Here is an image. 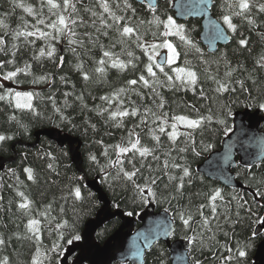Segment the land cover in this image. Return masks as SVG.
<instances>
[{
    "label": "trees",
    "instance_id": "16d2710c",
    "mask_svg": "<svg viewBox=\"0 0 264 264\" xmlns=\"http://www.w3.org/2000/svg\"><path fill=\"white\" fill-rule=\"evenodd\" d=\"M93 0H84V7L89 6ZM175 0H158L157 15L160 19H166L167 16L174 18L173 5ZM18 3H23L25 7L31 6L38 10L40 0H0V21L7 25V28L0 27V35L5 31L9 33L5 37L6 42L11 46L13 42L12 34L17 30H24L25 22H27V30H33L31 25L36 24L37 19L41 17H33L24 8L16 6ZM133 6L137 9V16L133 18V24L139 27L142 39L146 44L150 45L151 41L160 42L169 39L176 46V51L179 52V63L177 67H185V61L189 67H193L197 71L199 80L197 91L194 93L191 90H169L167 87H161L158 91L163 95L166 104L163 112H166L171 122L173 116L184 115L189 118H196L197 113L202 115H213V123L207 126V129L201 133L197 131V139L203 137L206 141L210 140L214 148L210 152H205L199 157H188V163L196 174L198 168L205 160L214 152L221 150L224 140L233 132L234 116L241 111L250 110L252 112L262 111L258 104L264 102V72L254 73L255 83L252 80H247V72L241 73L237 71L231 78L244 79L247 91L241 90L239 84L232 83V87L236 88L235 92H227L217 94L214 89L216 85L213 81L207 78L205 67L209 73L216 74L218 78H223L226 71L224 63H211L209 66L204 65L199 58V54L194 51H189L188 46L178 37L170 38L162 35L164 28L161 25L156 27L148 23L140 24V20H150L148 5H140L133 0ZM224 0H215L212 10L213 16L222 24L221 17L225 14ZM46 11V10H45ZM87 19V15L81 13ZM264 18V17H260ZM233 22L237 24V32L230 33L231 41L226 46H220L215 53H210L206 47L200 42V35L203 31L202 22L193 20L188 23L177 22L183 24L185 35L192 39L196 46L199 47L205 54V57L212 61H219L223 57L230 62L232 67L243 65L244 68L251 70L254 60L261 53H264V39H261L256 32H250L249 26L245 21L234 18ZM223 25V24H222ZM43 28V25H37ZM85 31H93L91 28H78V33ZM243 36L249 40L248 48H241L238 40ZM110 36L115 38L114 34ZM32 39V38H29ZM19 45V50L15 57L11 55L5 56L0 54V61L14 60L13 64L5 63L4 69H0V93L6 89L12 92H32L39 95L33 96L32 105L39 115L26 109L15 108V97H12V104L9 105L5 101H0V134L12 136L11 140L0 146V160L11 158L15 159L14 163L6 165L5 170L0 172V235L6 241V247L0 248V259L4 256L9 257V264H32L35 257L36 245L27 239H17L16 236H24L26 232L25 225L28 222V217L23 216L17 209L20 198L17 196V191H23L26 196L33 202V215L41 220L42 241L41 251L50 249L53 244H59L60 250L58 255L45 260L44 264H62L65 258L67 249L76 242L81 241L87 223L95 219L102 209V204L98 196L87 187V181L99 179V183L103 191L108 195L112 203L114 211H122L126 216L138 218L140 214L150 205L142 204L137 196L131 182L122 179H114L116 174L115 168H110L108 165L112 160H115L116 153L113 151V146L120 144L127 136L129 130L133 129L135 124L139 122V118L128 117L123 120V127H115V123L120 119H109L108 112H102V109L109 107L108 103L100 99L101 96L114 93L120 88L126 89L122 94L125 107H139L143 111L145 106H152V98L150 95H144L143 99L136 95L131 89H136L142 93H149L150 89H143L140 85L129 86L127 81L136 79L143 73L144 66L148 63V57L137 48L135 43L124 46L116 44L112 51L117 54L120 60L129 64L127 70L119 71L114 68H109L107 74L102 79H97L99 74L94 73V69L98 66V61L103 52L97 45L89 44L85 38L86 51L77 48V53L74 54L69 50L67 42L61 40L55 44L56 53L50 59L45 55L39 59H33V56H39V50L44 49L45 53L49 50L48 41H35L34 45L25 43L21 37L15 41ZM112 41L107 37H101L100 43L107 48ZM127 51L132 52V56H128ZM63 57L64 63L59 65V57ZM31 64V75L20 73L14 80H3L2 76L7 71H13L17 67H24L25 64ZM83 63L84 70L92 73V79L84 81L81 71L77 69V64ZM135 65V67H133ZM167 70V69H166ZM161 81L165 79L158 69L154 68ZM167 72V71H166ZM169 75L175 76L173 71H169ZM40 76H49L47 82L40 81L33 83L34 79L38 80ZM63 77V80H61ZM199 88L204 89V94L208 97L203 99L199 94ZM67 93V95H65ZM131 102H135L133 105ZM227 105L230 110V115L226 114L222 106ZM196 108V112L192 107ZM120 107V101L113 99L109 107L110 111H116ZM59 109V111H57ZM211 109V112H209ZM153 111H157L153 107ZM157 114L159 112L157 111ZM16 116L17 120H12L10 117ZM219 120H225V124H220ZM19 121V123H17ZM23 124L27 131L20 127ZM93 125L95 127L93 128ZM228 127L230 132L225 133L224 129ZM57 129L64 135L72 136L82 143L81 154L83 157V171L80 173L76 166L72 163L71 154L68 147L60 148L56 143L47 138H41L40 143L35 148L17 146L13 150V146L18 143L34 145L37 143L35 135L42 130ZM143 129V131H141ZM137 132H141L142 143L149 146L154 144L151 137L146 135L147 128L141 125L136 128ZM182 131H189L184 129ZM183 139V137H181ZM162 150H167L168 141L166 137H161ZM108 156H105V152ZM131 155V153H129ZM95 156L96 162H93L90 157ZM52 167L49 168L48 165ZM126 167L127 161H125ZM139 166V164L137 165ZM32 168L37 180L36 183L27 179L25 169ZM236 179L244 186L243 190L228 189L220 185L218 182L210 180L204 176V181L199 180L186 188V195L179 201H172L171 204L162 201L161 203H152L157 207L158 211H167L170 213L176 223L175 240L186 241L185 236L187 230L183 228L181 222L175 217V210L183 209L189 206L191 200V210L195 214L196 206L200 203H207V194L210 189L221 188L226 200H230L233 195L243 196L244 199L252 202L256 188L264 185H257V181L264 179V163L259 166H254L250 170L237 164L233 170ZM199 173V172H198ZM145 176L148 173L145 171ZM200 174V173H199ZM106 177V178H105ZM166 179V178H165ZM137 183H143V178L137 177ZM75 187H80L82 194L86 197L84 201L75 199ZM255 200L264 204V198L255 197ZM51 204V216L49 220H45L39 216V212L44 211L45 207ZM255 207V206H254ZM62 209V211H61ZM221 209H218L220 212ZM239 211V217L235 213ZM256 216L249 217L242 209L232 203L229 210L230 217L234 224L225 223V216L218 215L215 224H218L224 231L228 232L231 237L227 240L223 231L218 232L216 239L220 242V246L225 243L233 248L252 242V246L246 248L248 253L246 264H254V258L258 247L264 241V233L261 236H256V229L259 224L254 221L257 218H264V208L255 209ZM128 212H132L129 216ZM209 214V210L205 209V215ZM63 220L68 221V226L57 228L56 225ZM200 217L195 216L193 227H198L196 221ZM5 225L7 227H5ZM121 227V221L116 219L100 230L97 235V241L103 245L116 231ZM187 232V235H191ZM74 236H79L80 239H74ZM71 240V243L68 241ZM214 243V242H213ZM215 252L208 251L207 247L202 251L199 247L193 248L190 246L191 261L200 259L203 264H220L219 260H212V254ZM51 255V254H49ZM223 255H229L224 252ZM73 261V260H72ZM146 264H171L169 249L165 244H156L152 250L146 255ZM234 264V262H233Z\"/></svg>",
    "mask_w": 264,
    "mask_h": 264
},
{
    "label": "snow or ice",
    "instance_id": "6c2138e0",
    "mask_svg": "<svg viewBox=\"0 0 264 264\" xmlns=\"http://www.w3.org/2000/svg\"><path fill=\"white\" fill-rule=\"evenodd\" d=\"M225 2V14L221 17L223 28L217 26L216 38L228 39L226 33L231 32L235 34L237 32V24L233 22L234 18L245 21L249 26L250 32H256L261 39H264V0H224ZM16 6L24 8L26 12L35 17H41L37 19L36 24L31 25L33 30H27L28 25L25 22L24 30L15 31L12 36V43L9 48L5 37L9 35L8 32H4L0 35V54L5 56H16L19 50V45L15 42L21 37L24 38L25 43L34 45L37 39L48 41L49 50L45 53L44 49L39 50V56H33V59H39L47 55L48 58H52L56 53L55 44L61 40L67 42L69 50L74 54L77 53V48L84 49L86 51L85 38L89 44L97 45L101 48L103 56L96 61L97 67L93 70L94 73L99 74L97 79H102L109 68H114L119 71L127 70L129 64H132L131 60L127 62L120 60L117 54L112 51V48L116 44L122 46L135 43L137 48H140L142 52L148 57V63L144 66V71L138 78L127 81L129 86L140 85L143 89H150L149 93H142L131 89L136 95L143 99L144 95H150L152 100V106L159 112L153 111V107L145 106L143 111L139 107H125L124 101L121 98L122 94L126 92V89L120 88L114 93L101 96L100 99L108 103L109 107L113 99L120 101V107L116 111H110L109 107L102 109V112L109 113V119L115 120L116 117L120 119L115 123V127H123L124 118L133 117L139 118V122L135 124L134 128L129 130L126 138L117 145L113 146V151L116 153L115 160H112L108 167L115 168L116 174L114 179H122L127 182H131L133 188L139 197L142 204L161 203L162 201L171 204L172 201H179L186 195V188H189L194 181L199 180L201 183L204 181V176L198 172L194 174L191 165L188 163V157H199L205 152H210L214 145L210 140H205L201 137L197 139V131L203 133L208 125L213 123V115H202L197 113L196 118H189L188 116L178 115L171 118L169 121L168 115L162 110L165 107L166 101L163 95L158 91L161 87H167L171 90H191L194 93L197 91V85L199 76L193 67L188 66V62L185 61V67H176L172 71L176 73L175 76L169 75L165 72L166 65L174 64L179 53L171 42H164L162 44H146L143 41L140 34L139 27L133 24V18L137 16V9L133 6V0H93V2L84 7V0H40L39 9L36 10L31 6L25 7L23 3H18ZM148 8L152 19L140 20V24L148 23L164 28L163 36L178 35L179 39L183 41L189 51H194L199 54L201 62L209 66L211 63L223 62L225 66V73L223 78H218L216 74L209 73L208 68L205 67L204 71L207 74V78L216 85L214 91L219 95L227 92H235L236 88L232 87V83L239 84L240 89L247 91L245 87L244 79H236L233 81L231 78L237 71L241 73L247 72V80H252L255 83L254 73L264 72V53H261L255 58L253 68L251 70L244 68L243 65L232 67L231 63L226 61L223 57L219 61H212L205 57L202 50L196 46L195 42L185 35V28L183 24H178L176 19L172 16H167L166 19H160L157 15L156 6L152 3L148 4ZM46 10V11H45ZM84 13L87 15L85 19ZM37 25H43V28ZM0 27L7 28V25L0 21ZM78 28L88 29L93 31H85L82 34L77 32ZM110 33L114 34L110 36ZM109 38L111 44L105 48V45L100 43L101 37ZM32 38V39H29ZM238 44L241 48H248L249 40L241 33V38L238 40ZM159 48H167V53L160 61L156 60V56L159 55ZM152 50L151 53L149 50ZM128 56H132L131 51H127ZM5 63L13 64L14 60L9 59L7 61H0V69H4ZM64 63L63 57H59V65ZM31 64H25L24 67H17L13 71H7L3 74V80H14L18 74L24 73L25 75H31ZM77 69L81 71L84 81L92 79V73L84 70L83 63L77 64ZM135 67V65H133ZM158 69L163 74L165 79L161 81L157 72ZM50 80L49 76H40L38 80L34 79L32 82L37 83L40 81L47 82ZM63 80V77H61ZM2 87V85H0ZM200 96L207 100L208 97L204 94V89L199 88ZM39 95L32 92H12L11 90H5L0 93V101H5L9 105L12 104V97H15V108L27 109L37 113L31 103L33 96ZM67 95V93L65 94ZM23 101V102H22ZM133 105L135 102H131ZM259 109L264 110V102L258 104ZM226 114L230 115V110L227 105L222 106ZM192 110L196 112V108L193 106ZM59 111V109H57ZM211 112V109H209ZM12 120H17L16 116L10 117ZM220 124H225V120H219ZM19 123V121H17ZM143 125L147 128L146 135L151 137L154 141L152 146L142 143L141 132H137L136 128H140ZM179 126L188 129L189 131H180ZM20 127L27 131L25 125L21 124ZM95 125H93V128ZM143 131V129H141ZM225 133L230 132L231 129L225 127ZM166 137L168 141L167 150H162L161 137ZM183 137V139H181ZM12 136H6L0 134V146H3L6 141L11 140ZM240 145L241 150L243 148V141L238 138L235 142ZM231 145L229 146V155L223 157L227 163L231 160ZM131 153V155H129ZM105 156H108L106 151ZM90 159L96 162V157L91 156ZM127 165L130 167H126ZM260 161H253L246 164V167L250 170L255 164ZM139 164V166H137ZM52 167L51 164L48 165ZM145 171L148 173L145 176ZM27 179L36 183L37 177L32 168L25 169ZM143 178V183H137V177ZM106 178V177H105ZM166 178V179H165ZM257 185H264V179L256 182ZM223 189L214 188L210 189V193L207 194V203H200L196 206L195 214L191 210V200H189V206L183 209L175 210V217L181 222L183 228L187 232H191V235H187L185 239L187 244L193 248L199 247L202 251L207 247L208 251L212 252L215 248V252L212 254V260H219L220 264H246V257L248 255L246 248L252 246L250 241L248 244L241 245L233 248L225 243L220 246V242L216 239L217 233L223 231L227 240H230L228 232L224 231L214 221L217 220L218 215L225 216V223L234 224L230 217L229 210L233 202L238 209L244 210L248 216L255 217L257 208H264V204H261L255 200V197L264 198V188L257 187L254 193V199L252 202L244 199L243 196L233 195L230 200H226L222 194ZM74 197L78 201L86 200V197L82 194L80 187H75L72 192ZM17 196L20 198L17 209L25 217H28V222L25 225L26 232L24 236L17 234V239H27L32 241L36 245L35 257L32 260V264H44L45 260H51L52 257L58 255L60 250L59 244H53L50 249L41 251L42 241V229L41 220L34 217V209L32 207L33 202L25 195L23 191H17ZM2 199V198H0ZM255 206V207H254ZM52 205L48 204L44 211L39 212V216L45 220H49L51 216ZM205 209L209 210V214L205 215ZM218 209H221L218 212ZM62 211V209H61ZM169 211V209H165ZM131 216L132 212H128ZM200 217L199 221H196L198 227H193L195 216ZM239 217V211L235 213ZM256 224L264 225V218H257L254 221ZM68 226V221L63 220L56 225L57 228H64ZM5 227H7L5 225ZM259 233H254L258 235ZM74 239L79 240V236H74ZM72 241L69 240L68 243ZM214 242V243H213ZM6 239L0 235V248L6 247ZM227 252L229 255H223ZM51 254V255H49ZM0 264H9V257L4 256L0 259ZM191 264H203L200 259H193Z\"/></svg>",
    "mask_w": 264,
    "mask_h": 264
},
{
    "label": "water",
    "instance_id": "95a60500",
    "mask_svg": "<svg viewBox=\"0 0 264 264\" xmlns=\"http://www.w3.org/2000/svg\"><path fill=\"white\" fill-rule=\"evenodd\" d=\"M140 5L152 3L158 6V0H135ZM215 0H175L173 5L174 17L180 22L200 20L202 22L201 44L210 53H215L220 46H226L231 41L216 38L217 26H224L213 16L212 10ZM163 55L162 57H164ZM161 57V58H162ZM35 138L37 143L28 145L18 143L13 146L35 148L41 138H47L56 143L60 148H69L72 163L80 173L83 171V157L81 154L82 143L69 135H64L57 129L39 131ZM240 138L243 148L235 143ZM231 147V160L227 163L223 157L229 155ZM239 161L242 167L253 161H260L255 166L264 163V112L250 110L238 112L234 119V130L224 140L221 150L212 153L205 162L200 165L198 172L206 178L218 182L225 188L243 190L244 186L236 179L234 169ZM15 159L0 160V172L5 170L9 163ZM87 187L93 191L102 204V209L97 217L89 221L85 227L82 241L70 246L66 252L62 264H146V255L157 243L167 244L171 257V264H191L189 257V245L187 242L177 241L171 243L170 238L175 232V223L166 212H157L154 207H149L138 220L127 217L122 211H114L111 202L100 186L99 179L88 180ZM121 221V227L103 245L97 239V233L114 220ZM138 224L140 226L138 227ZM264 228H260L261 233ZM256 264H264V242L260 245L256 258Z\"/></svg>",
    "mask_w": 264,
    "mask_h": 264
},
{
    "label": "rangeland",
    "instance_id": "374dc122",
    "mask_svg": "<svg viewBox=\"0 0 264 264\" xmlns=\"http://www.w3.org/2000/svg\"><path fill=\"white\" fill-rule=\"evenodd\" d=\"M172 36H176V37L179 38L178 35H169L168 38H170V37H172ZM164 42H171V43L174 45V43H173L172 41H170L169 39H165V40L160 41V42L151 41L150 44L155 43V44L159 45V44H162V43H164ZM174 47L176 48V46H174ZM149 51H150V53H151L152 50L150 49ZM158 51H159V55L156 56V60H157V61H159V59L161 58V56H162L163 54H166L168 50H167V48H159ZM178 53H179V52H178ZM178 59H179V57H178ZM178 59H177V61H176L174 64H172V65H166V67L164 68L165 72H166V71L168 72V69H169V71H172L173 69H175V68L177 67L178 63H179ZM166 69H167V70H166ZM173 72H174V71H173ZM174 73H175V72H174ZM175 74H176V73H175ZM14 101H15V99H14ZM32 101H33V99H32ZM32 101H31V103H32ZM22 102H23V101H22ZM26 110H27V109H26ZM184 129H185V128H183V126H179V130H180V131H182V130H184Z\"/></svg>",
    "mask_w": 264,
    "mask_h": 264
},
{
    "label": "bare ground",
    "instance_id": "6f19581e",
    "mask_svg": "<svg viewBox=\"0 0 264 264\" xmlns=\"http://www.w3.org/2000/svg\"><path fill=\"white\" fill-rule=\"evenodd\" d=\"M76 138V137H75ZM105 193V192H104ZM106 194V193H105ZM107 195V194H106ZM107 197H108V195H107ZM99 198V197H98ZM109 199V198H108ZM110 201V200H109ZM111 202V201H110ZM112 204V203H111Z\"/></svg>",
    "mask_w": 264,
    "mask_h": 264
}]
</instances>
